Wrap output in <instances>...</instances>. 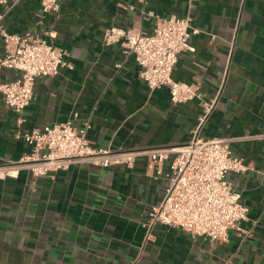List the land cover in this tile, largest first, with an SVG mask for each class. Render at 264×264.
<instances>
[{
	"label": "crops",
	"instance_id": "obj_1",
	"mask_svg": "<svg viewBox=\"0 0 264 264\" xmlns=\"http://www.w3.org/2000/svg\"><path fill=\"white\" fill-rule=\"evenodd\" d=\"M9 1L6 31L42 32L70 66L37 77L19 114L0 93V164L29 151L18 128L73 119L89 123L92 147L114 151L180 146L194 132L228 136L253 169L226 174L249 211L240 229L213 242L179 227H147L167 180L146 155L132 167L83 162L38 177L21 169L0 178V264H264V0H62L57 14L42 13L39 0ZM186 14L198 32L172 77L195 85L200 99L174 103L167 86L148 89L121 39L105 36L112 27L151 33L157 15ZM16 75L0 68V82ZM211 99L201 121L200 102Z\"/></svg>",
	"mask_w": 264,
	"mask_h": 264
},
{
	"label": "built area",
	"instance_id": "obj_2",
	"mask_svg": "<svg viewBox=\"0 0 264 264\" xmlns=\"http://www.w3.org/2000/svg\"><path fill=\"white\" fill-rule=\"evenodd\" d=\"M62 0H39L41 12L58 13ZM0 36L3 51L0 68L17 71L16 77L0 82L4 104L14 112H22L31 102L37 77L56 75L70 66L66 51L54 45L38 30L10 33L1 25L13 2L0 0ZM198 30L191 24L189 14L184 16L157 15L151 33L137 30L109 28L105 41L121 39L124 48L134 54L139 65V76L150 91L167 86L170 99L181 103L200 94L196 86L175 80L173 68L178 54L193 51L190 37ZM215 100H201L204 121ZM77 113H74V118ZM22 119L19 117L17 123ZM89 123L76 125L73 119L45 123L31 130L17 129L14 136L29 145V151L17 161L0 164V178L16 177L21 169L38 177L68 168L75 163L109 166L122 163L132 167L135 160L148 156L154 163L156 176L167 180L161 200L147 211V227L163 224L179 227L191 236L201 235L209 242L224 240L230 229H240L249 211L239 199V193L226 178L229 171L244 172L253 169L231 149L233 138H202L197 132L185 144L138 150H110L94 148L86 137ZM169 165L165 171L164 165ZM264 175V172H262Z\"/></svg>",
	"mask_w": 264,
	"mask_h": 264
}]
</instances>
